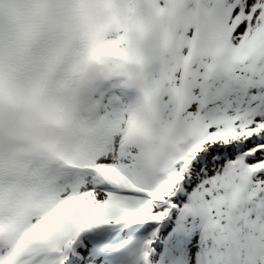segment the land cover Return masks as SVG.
<instances>
[{
    "label": "snow or ice",
    "instance_id": "6c2138e0",
    "mask_svg": "<svg viewBox=\"0 0 264 264\" xmlns=\"http://www.w3.org/2000/svg\"><path fill=\"white\" fill-rule=\"evenodd\" d=\"M0 264H264V0H0Z\"/></svg>",
    "mask_w": 264,
    "mask_h": 264
}]
</instances>
